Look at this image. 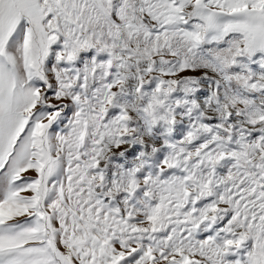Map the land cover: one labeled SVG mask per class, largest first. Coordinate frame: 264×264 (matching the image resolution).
<instances>
[{
  "label": "snow or ice",
  "instance_id": "1",
  "mask_svg": "<svg viewBox=\"0 0 264 264\" xmlns=\"http://www.w3.org/2000/svg\"><path fill=\"white\" fill-rule=\"evenodd\" d=\"M0 264H264V0H0Z\"/></svg>",
  "mask_w": 264,
  "mask_h": 264
}]
</instances>
